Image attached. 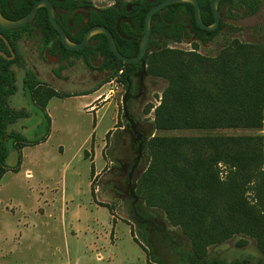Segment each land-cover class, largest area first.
<instances>
[{
    "label": "trees",
    "instance_id": "1",
    "mask_svg": "<svg viewBox=\"0 0 264 264\" xmlns=\"http://www.w3.org/2000/svg\"><path fill=\"white\" fill-rule=\"evenodd\" d=\"M112 4L93 12L91 18L113 31L118 17L127 16L133 27L120 23L129 40L114 33L120 53L135 56L150 7L161 0H111ZM205 24L214 20L212 0H198ZM264 0H220L225 15L215 30H205L195 20L188 2L169 4L153 14L148 49L144 56L147 72L161 78L165 86L153 108L155 132L192 129H246L250 134L164 135L155 133L147 142L149 162L136 183L137 215L131 213L139 239L150 264H253L252 256L238 254L230 259L210 252L231 239L238 249L253 240L264 264V23L251 27L262 37L253 41L234 36L240 28L229 20L256 14ZM34 0L2 1L4 16L16 19L26 14ZM129 7L127 10L126 8ZM35 21L47 41L55 36L48 16L38 8ZM29 25L0 33V179L7 170V142L20 150L28 141L12 125L27 118L25 108H15L10 98L17 92L15 65H19L16 41ZM230 35L214 54H202L198 45L214 41L220 33ZM195 34L191 50L169 47ZM98 50L110 67L107 79L118 69L133 66L111 51L103 34L96 35ZM122 81L127 83V78ZM30 72L23 87L43 112L52 93L34 89ZM152 105L147 106V111ZM49 130V129H48ZM49 132V131H48ZM149 152V153H148ZM21 153L17 162H20ZM173 227V228H172Z\"/></svg>",
    "mask_w": 264,
    "mask_h": 264
},
{
    "label": "rangeland",
    "instance_id": "2",
    "mask_svg": "<svg viewBox=\"0 0 264 264\" xmlns=\"http://www.w3.org/2000/svg\"><path fill=\"white\" fill-rule=\"evenodd\" d=\"M89 1L97 8L112 3ZM262 23L264 3L256 14L232 21L240 28L234 36L246 41L260 39L262 36L252 32L251 27ZM229 35L220 33L212 42L199 43L197 51L214 54ZM20 47L32 49L28 41L20 42ZM169 47L188 51L193 45L184 40L172 42ZM27 64L32 65L30 61ZM14 69L18 90L10 103L15 108H25L29 116L17 120L12 128L25 136L28 143L17 150L11 141L7 142V171L0 179V220L6 224L0 230V264H150L134 219L127 212L129 203L114 199L113 190H119L106 173L110 158L104 145V131L114 125L122 86L111 78L96 91L90 87L87 96L50 99L46 107L51 119L48 130L41 110L23 87L24 69L16 65ZM149 84V112L153 118V108L159 103L165 81L155 78ZM155 133L189 136L253 131L223 128L213 132L180 129ZM94 154V168H101L97 177H92L90 159ZM235 240L210 247L209 251L228 259L249 254L255 264L259 252L253 240L242 249L235 247Z\"/></svg>",
    "mask_w": 264,
    "mask_h": 264
},
{
    "label": "flooded vegetation",
    "instance_id": "3",
    "mask_svg": "<svg viewBox=\"0 0 264 264\" xmlns=\"http://www.w3.org/2000/svg\"><path fill=\"white\" fill-rule=\"evenodd\" d=\"M2 1L3 0H0V8L2 6ZM37 1L39 0H34V4ZM47 1L53 9L56 22L64 31L67 38L72 42H80L84 34L91 27L96 25H101L108 29L113 39L115 37L114 33L126 41L130 39V36L123 35L119 29V24L121 22H125L129 24L130 27H133L131 19L127 16L118 17L112 31L104 23L97 22L95 19L91 18L93 12H99L105 7L97 8L93 6L89 0ZM39 8H42L48 16V9L46 6H41ZM126 9L128 10L129 7ZM218 11L221 20L225 15V11L224 8L219 10V4ZM229 22L232 23L231 20H229ZM49 23L56 30L57 34L52 36L48 41L39 24L35 21L34 16L32 20L27 23L29 28L24 30L16 41L18 59L20 60L19 65L16 66L24 69L23 81L25 74L30 72L37 81L34 89L43 94L52 93L50 99L56 98L59 100H66L77 96H87L90 94V92H88L90 87L94 88V91H96L106 83L105 81L111 78H114L116 82L122 86L120 108L117 109L114 125L104 131V145H106L107 155L110 158L106 173L113 180L115 188L119 190V193L113 190L114 199L117 198L121 201L128 202L130 208L127 212L137 215L135 205L139 198L136 194V183L149 162L147 142H149L155 133L152 118L150 117V109L147 111V106L150 105L149 81L155 79L146 70L144 56L147 52L148 44L142 61L138 63H128L134 64L129 67L125 65L121 66L117 74L107 79L111 69L105 66V58L100 54L96 40V35L103 33L91 35L83 47L70 50L62 43L59 31L52 25L50 20ZM103 35L107 39V36L105 34ZM142 36L143 34L140 37V41ZM194 38L195 34L190 33L189 37H183L182 41L188 40L191 43ZM24 41L30 42L32 46L30 51L24 48L21 49L20 42L23 44ZM32 58L35 59V63ZM27 61H30L32 64L31 67L28 66ZM123 77L127 78V83L122 81ZM46 107L47 104L45 105L42 115L50 130L51 119L46 111ZM92 108H94V106Z\"/></svg>",
    "mask_w": 264,
    "mask_h": 264
},
{
    "label": "water",
    "instance_id": "4",
    "mask_svg": "<svg viewBox=\"0 0 264 264\" xmlns=\"http://www.w3.org/2000/svg\"><path fill=\"white\" fill-rule=\"evenodd\" d=\"M220 0H212L211 1V8L213 11V15H214V20L212 23L210 24H205L202 19H201V15H200V7H199V3L198 0H162L159 3L153 5L152 7L149 8V10L147 11L145 18H144V32H143V36L141 38L140 44H139V50L138 53L135 57H126L124 55H122L117 47L116 44L114 42V39L112 37V34L110 33V31L108 29H106L104 26L101 25H96L91 27L83 36V39L78 42H72L71 40H69L66 36V34L64 33V31L61 29V27L58 25V23L55 20L54 17V12L53 9L50 5V3L47 0H39L37 1L32 7L31 9L23 16L16 18V19H10L5 17L2 12H1V8H0V28L1 29H5V30H12V29H16L20 26H23L27 23H29L36 10L41 7V6H46L48 9V17L50 22L52 23V25L59 31L60 35H61V41L62 43L66 46V48L70 49V50H76V49H80L81 47H83L87 40L89 39V37L93 34L96 33H103L107 36L108 39V43L110 46L111 51L121 60H123L126 63H138L140 61H142L143 56L146 52V47L147 44L149 42V38H150V33H151V20H152V16L154 13H156L157 11H159L160 9H162L163 7H165L166 5L172 4V3H177V2H189L194 6V12H195V19L196 22L198 24V26L202 29L211 31V30H215L218 25H219V21H220V15H219V11H218V4H219ZM119 21V20H118ZM0 37H2L4 39V41L6 42L9 51L11 52V56L8 58H12L14 56V51L12 50L9 42L7 41V39L0 33ZM0 54H3L4 56H6L2 51H0Z\"/></svg>",
    "mask_w": 264,
    "mask_h": 264
},
{
    "label": "crops",
    "instance_id": "5",
    "mask_svg": "<svg viewBox=\"0 0 264 264\" xmlns=\"http://www.w3.org/2000/svg\"><path fill=\"white\" fill-rule=\"evenodd\" d=\"M106 99V98H105ZM264 132V131H263ZM95 158H97V155L96 154H94V156L90 159V161H91V163H92V166H93V168H92V171H94L93 172V175H92V177H94V176H99L100 175V173H101V168L100 169H98V170H96L95 168H94V160H95ZM7 171V170H6ZM5 171V172H6ZM27 174H29V173H27ZM4 175V174H3ZM2 178V177H1ZM111 216H112V214H111ZM6 226V224L2 221V220H0V230H2V227L3 226ZM2 232V231H1ZM1 237H2V234H1ZM0 244H1V238H0ZM1 250H2V255L4 254V252H5V249L3 250V247L1 248Z\"/></svg>",
    "mask_w": 264,
    "mask_h": 264
},
{
    "label": "built area",
    "instance_id": "6",
    "mask_svg": "<svg viewBox=\"0 0 264 264\" xmlns=\"http://www.w3.org/2000/svg\"><path fill=\"white\" fill-rule=\"evenodd\" d=\"M95 189L97 190V187Z\"/></svg>",
    "mask_w": 264,
    "mask_h": 264
}]
</instances>
